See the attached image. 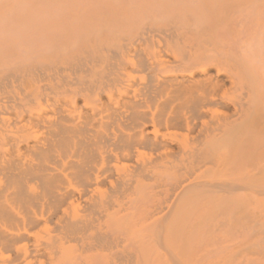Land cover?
Instances as JSON below:
<instances>
[{"label":"bare ground","instance_id":"6f19581e","mask_svg":"<svg viewBox=\"0 0 264 264\" xmlns=\"http://www.w3.org/2000/svg\"><path fill=\"white\" fill-rule=\"evenodd\" d=\"M154 32L151 58L143 38ZM168 32L146 27L108 52L107 76L81 90L94 109L73 89L36 110L0 107V264H190L216 214L251 234L249 198L228 197L251 184L220 180L240 177L243 153L255 151L251 69L192 44L178 56ZM88 59L67 71L85 73ZM148 183L162 189L151 205Z\"/></svg>","mask_w":264,"mask_h":264},{"label":"rangeland","instance_id":"374dc122","mask_svg":"<svg viewBox=\"0 0 264 264\" xmlns=\"http://www.w3.org/2000/svg\"><path fill=\"white\" fill-rule=\"evenodd\" d=\"M146 27L168 30L173 38L172 50L178 56L188 54L193 45L220 59L229 61L232 57L231 63H240L252 72L260 94L255 116L259 135L255 151L243 153L248 155H244L240 177L225 172L220 179L251 184V192L234 191L228 197L249 198L246 200L252 231L248 236L239 224H229V220L234 222L232 216L214 215L207 221L204 244L200 249L195 246L190 264H264V195L260 194V188L264 189V0H0V107L8 104L7 107H21L15 111H29L36 110L34 107L44 97L70 99L73 90L82 92L89 88L90 82L94 84L99 77H106L114 62L108 52L116 48L114 51L123 53L121 47L127 36ZM157 35L154 32L143 38L148 39L143 48L151 58L157 51L158 39L153 38ZM78 58H89L90 63L82 69L85 73L71 76L67 69ZM91 95L86 91L80 93L75 97L76 104L85 101L86 108H96L98 103ZM148 185L154 191L150 188L149 195H157L150 196L148 205H151L160 200L158 194L162 189ZM223 196L210 194L208 200ZM152 197L158 198L153 201ZM206 202L201 205L209 209ZM223 256L231 258L222 261Z\"/></svg>","mask_w":264,"mask_h":264}]
</instances>
